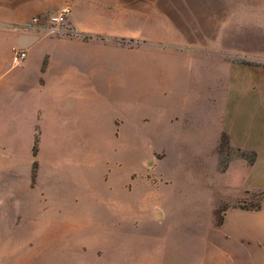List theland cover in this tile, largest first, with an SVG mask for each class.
Returning a JSON list of instances; mask_svg holds the SVG:
<instances>
[{
    "label": "rangeland",
    "instance_id": "374dc122",
    "mask_svg": "<svg viewBox=\"0 0 264 264\" xmlns=\"http://www.w3.org/2000/svg\"><path fill=\"white\" fill-rule=\"evenodd\" d=\"M8 1L0 0V233L9 236H0V264H211L215 251L230 261L209 233L226 209L259 207L264 191L233 199L239 190L220 178L254 155L225 136L206 154L213 132L188 116L199 70L169 56L168 40L172 21L182 28L183 16L209 14L215 0H26L27 18L15 26L3 22ZM64 6L71 34L32 25ZM77 35L106 43L60 46L72 91L9 85L26 84L12 45ZM156 208L161 217H150Z\"/></svg>",
    "mask_w": 264,
    "mask_h": 264
},
{
    "label": "crops",
    "instance_id": "0c3cea01",
    "mask_svg": "<svg viewBox=\"0 0 264 264\" xmlns=\"http://www.w3.org/2000/svg\"><path fill=\"white\" fill-rule=\"evenodd\" d=\"M225 3L223 0H215L213 12L183 16L182 28L172 21L173 37L168 40H173L174 52L169 56L174 60H183L189 70L194 67L199 70L200 88L188 96V116L189 121L204 126V132H213L212 143L205 148L206 154L225 136L230 147L254 155L252 164L243 159L231 162L220 178L222 184L239 190L230 197L242 200L249 193L264 191V0H227ZM7 4L8 17L3 22L14 26L23 23L29 12L26 0H9ZM196 21L198 28L193 27ZM72 38L22 40L20 45H12V49L24 51L28 59L35 55L36 50L42 53L38 55L39 63L30 65L31 61L26 62L25 59L18 65L25 71L26 84H17L19 81L15 79L9 85L14 90L34 93L64 94L72 91L77 80L71 71L64 69L60 46L106 43V40H93L78 35L76 39L80 40ZM112 41L118 45L121 40ZM45 113L50 118L49 112ZM7 135L5 139L11 142ZM14 151L10 148L7 154H13ZM13 167L6 166V171L12 170L13 173ZM11 177V181L7 182L10 191L7 197L14 204L15 183ZM36 187L37 184L30 186L31 190ZM123 212L125 204H120V221ZM150 217H161L158 208L154 209ZM10 221L13 222L14 217ZM2 235L9 236V233H0ZM208 239H212L223 252L231 254V260L228 261L223 254L215 251L214 256L212 254L215 261L212 260L211 264H264V196L258 209H226L220 224L209 233Z\"/></svg>",
    "mask_w": 264,
    "mask_h": 264
},
{
    "label": "built area",
    "instance_id": "2783aa9c",
    "mask_svg": "<svg viewBox=\"0 0 264 264\" xmlns=\"http://www.w3.org/2000/svg\"><path fill=\"white\" fill-rule=\"evenodd\" d=\"M69 7L59 8L55 13L32 19V25L42 31H46L49 35H59L60 33L71 34L69 30L62 29L67 24L69 16ZM26 59V53L21 50H14L11 62L13 66H18Z\"/></svg>",
    "mask_w": 264,
    "mask_h": 264
},
{
    "label": "trees",
    "instance_id": "16d2710c",
    "mask_svg": "<svg viewBox=\"0 0 264 264\" xmlns=\"http://www.w3.org/2000/svg\"><path fill=\"white\" fill-rule=\"evenodd\" d=\"M253 162V161H252ZM251 164V163H250ZM259 207H257L256 209H258Z\"/></svg>",
    "mask_w": 264,
    "mask_h": 264
}]
</instances>
